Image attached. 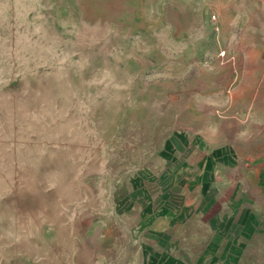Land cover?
<instances>
[{
    "label": "rangeland",
    "instance_id": "374dc122",
    "mask_svg": "<svg viewBox=\"0 0 264 264\" xmlns=\"http://www.w3.org/2000/svg\"><path fill=\"white\" fill-rule=\"evenodd\" d=\"M263 108L264 0H0V264H264Z\"/></svg>",
    "mask_w": 264,
    "mask_h": 264
},
{
    "label": "crops",
    "instance_id": "0c3cea01",
    "mask_svg": "<svg viewBox=\"0 0 264 264\" xmlns=\"http://www.w3.org/2000/svg\"><path fill=\"white\" fill-rule=\"evenodd\" d=\"M199 37H201L200 35H198V37H197V39L195 40V47L196 48H198V47H206V45L208 44L206 41H205V38L204 39H202V41L203 42H200V38ZM202 37H204V36H202ZM256 107L257 106H254V112H257V110H256ZM259 109H261V107H258ZM260 111H264V108L262 109V110H260ZM263 118V117H262Z\"/></svg>",
    "mask_w": 264,
    "mask_h": 264
}]
</instances>
